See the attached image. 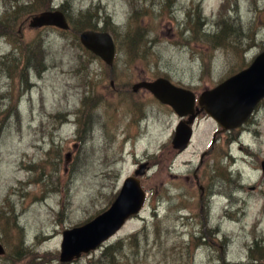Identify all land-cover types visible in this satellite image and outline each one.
Instances as JSON below:
<instances>
[{"label":"rangeland","instance_id":"obj_1","mask_svg":"<svg viewBox=\"0 0 264 264\" xmlns=\"http://www.w3.org/2000/svg\"><path fill=\"white\" fill-rule=\"evenodd\" d=\"M50 8L71 28H31ZM0 21V264H264V101L218 134L200 115L179 154L178 115L132 91L166 78L200 96L247 69L264 52V0H0ZM83 28L112 35L113 67ZM142 167L141 213L62 263L64 233Z\"/></svg>","mask_w":264,"mask_h":264},{"label":"water","instance_id":"obj_2","mask_svg":"<svg viewBox=\"0 0 264 264\" xmlns=\"http://www.w3.org/2000/svg\"><path fill=\"white\" fill-rule=\"evenodd\" d=\"M30 26L70 28L66 15L60 11L40 13L33 18ZM80 40L86 49L113 67L116 44L110 33L89 30L80 35ZM142 89L161 104L171 107L181 118L172 141L173 149L181 154L193 142L194 125L199 115L208 114L223 131L240 128L253 115L264 100V52L248 69L204 92L198 99L191 90L176 86L166 78L141 81L132 87L134 93ZM145 174L144 167L137 170L135 176L125 180L118 197L107 211L87 224L64 233L62 263L72 262L83 254L95 251L114 237L132 217L140 214L148 199L141 181ZM5 253V247L0 244V256Z\"/></svg>","mask_w":264,"mask_h":264},{"label":"trees","instance_id":"obj_3","mask_svg":"<svg viewBox=\"0 0 264 264\" xmlns=\"http://www.w3.org/2000/svg\"><path fill=\"white\" fill-rule=\"evenodd\" d=\"M38 1H39V2H43V0H38ZM19 10H21V8L18 9V11H19ZM53 10H54V8H50V9H49V11H53ZM18 11H17L16 13H18ZM61 12H62V11H61ZM0 23H2V25H3L4 21H0ZM87 29H88V28H83L82 30H79V31H83V32H84V31L87 30ZM87 31H88V30H87ZM129 45H130V44H129ZM131 45H132V43H131ZM29 60H30V59H29ZM31 66H32V65H31ZM26 68H27V69L30 68V65L27 64V67H26ZM199 240H200V239H199ZM109 257H110V256H109Z\"/></svg>","mask_w":264,"mask_h":264},{"label":"flooded vegetation","instance_id":"obj_4","mask_svg":"<svg viewBox=\"0 0 264 264\" xmlns=\"http://www.w3.org/2000/svg\"><path fill=\"white\" fill-rule=\"evenodd\" d=\"M216 133H217V134H218V133H221V131L218 130ZM215 145H216L215 143H212L210 147H213V148H214Z\"/></svg>","mask_w":264,"mask_h":264},{"label":"bare ground","instance_id":"obj_5","mask_svg":"<svg viewBox=\"0 0 264 264\" xmlns=\"http://www.w3.org/2000/svg\"><path fill=\"white\" fill-rule=\"evenodd\" d=\"M57 8H54V10L53 11H58V10H56ZM243 149V148H242Z\"/></svg>","mask_w":264,"mask_h":264}]
</instances>
